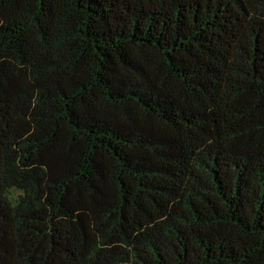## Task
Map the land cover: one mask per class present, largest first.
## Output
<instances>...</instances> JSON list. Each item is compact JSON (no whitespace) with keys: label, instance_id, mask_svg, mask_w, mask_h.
Segmentation results:
<instances>
[{"label":"trees","instance_id":"obj_1","mask_svg":"<svg viewBox=\"0 0 264 264\" xmlns=\"http://www.w3.org/2000/svg\"><path fill=\"white\" fill-rule=\"evenodd\" d=\"M0 264H264V0H0Z\"/></svg>","mask_w":264,"mask_h":264},{"label":"rangeland","instance_id":"obj_2","mask_svg":"<svg viewBox=\"0 0 264 264\" xmlns=\"http://www.w3.org/2000/svg\"><path fill=\"white\" fill-rule=\"evenodd\" d=\"M9 194H10V196H11L10 198H16V197L18 196L19 193H18L16 190H12V191H10Z\"/></svg>","mask_w":264,"mask_h":264}]
</instances>
